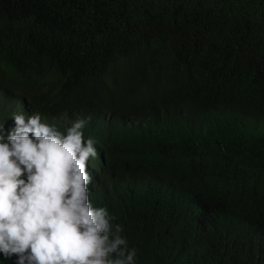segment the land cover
<instances>
[{
	"label": "trees",
	"instance_id": "obj_1",
	"mask_svg": "<svg viewBox=\"0 0 264 264\" xmlns=\"http://www.w3.org/2000/svg\"><path fill=\"white\" fill-rule=\"evenodd\" d=\"M13 113L90 118L134 264H264V0H0V142Z\"/></svg>",
	"mask_w": 264,
	"mask_h": 264
},
{
	"label": "clouds",
	"instance_id": "obj_2",
	"mask_svg": "<svg viewBox=\"0 0 264 264\" xmlns=\"http://www.w3.org/2000/svg\"><path fill=\"white\" fill-rule=\"evenodd\" d=\"M12 118L0 142V253L16 264H134L122 226L89 201L86 164L98 156L82 131L90 118L65 132L39 113Z\"/></svg>",
	"mask_w": 264,
	"mask_h": 264
}]
</instances>
